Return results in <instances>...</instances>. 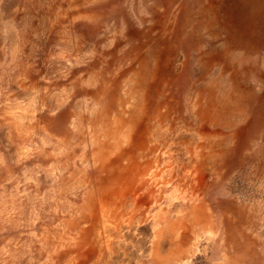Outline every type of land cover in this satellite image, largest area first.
<instances>
[{
    "label": "rangeland",
    "instance_id": "374dc122",
    "mask_svg": "<svg viewBox=\"0 0 264 264\" xmlns=\"http://www.w3.org/2000/svg\"><path fill=\"white\" fill-rule=\"evenodd\" d=\"M248 1L0 0V264H150L172 238L151 210L189 178L213 230L178 263L264 264V0ZM215 70L208 122L196 87ZM204 127L221 135L202 168L173 144L170 172L162 135Z\"/></svg>",
    "mask_w": 264,
    "mask_h": 264
},
{
    "label": "bare ground",
    "instance_id": "6f19581e",
    "mask_svg": "<svg viewBox=\"0 0 264 264\" xmlns=\"http://www.w3.org/2000/svg\"><path fill=\"white\" fill-rule=\"evenodd\" d=\"M248 1V0H247ZM253 1V0H250ZM250 1H248L250 3ZM257 1V0H256ZM260 1V0H259ZM262 1V0H261ZM255 2V1H254ZM253 2V3H254ZM257 3V2H256ZM262 3V2H261ZM261 3H257V4H261ZM256 4V5H257ZM252 8V4L250 5ZM258 6V5H257ZM74 7V6H73ZM256 7V6H255ZM254 7V8H255ZM250 8V9H251ZM247 12H248V8ZM245 10V9H243ZM252 10V9H251ZM263 10V9H262ZM255 11V10H252ZM251 12V11H249ZM252 13V12H251ZM250 14V13H247ZM252 15V14H251ZM71 16V15H70ZM247 16V15H246ZM245 16V17H246ZM73 20V19H72ZM250 21V20H249ZM253 21V20H252ZM258 21V19H257ZM12 35V34H11ZM13 37V36H12ZM75 38V37H74ZM76 39V38H75ZM73 41V39H72ZM23 42V41H22ZM256 44V43H255ZM11 49V48H10ZM80 52V51H79ZM225 54V53H224ZM90 56V55H89ZM223 56V54H222ZM237 57V56H236ZM206 58V57H205ZM225 58V57H224ZM223 58V59H224ZM220 60V58H218ZM222 59V60H223ZM263 60V59H262ZM207 61V60H205ZM211 61V60H210ZM225 61V60H224ZM212 62V61H211ZM227 62H229L227 60ZM169 64V63H168ZM166 64V65H168ZM221 64V63H220ZM227 64V63H226ZM203 65V64H202ZM215 66V65H214ZM229 66V64H228ZM204 67V66H203ZM223 69V68H222ZM205 70V69H204ZM226 70V69H225ZM140 71V70H139ZM136 72V71H135ZM141 73V72H140ZM146 73V72H145ZM174 73V72H173ZM225 73V72H224ZM233 73H235L233 71ZM222 72L220 70H215L213 72H211L208 77L205 79V81L202 83L204 84L203 86H197L196 89L198 90L199 93H203L204 100H206L205 103H201L198 105V107L201 109V111L203 110V121H215V118L217 121H222V114L225 113L220 107H222L223 103L222 99L218 96V94L215 93V84L214 81L217 79L218 77L221 76ZM229 74V73H228ZM197 76L199 77L200 74H197ZM232 76V75H230ZM229 76V77H230ZM237 78V77H234ZM231 77V79H234ZM224 80V79H223ZM236 80V79H235ZM24 81V80H23ZM220 81V79L218 80ZM195 82V80H194ZM230 82V81H229ZM133 83V82H132ZM136 83V82H135ZM201 83V82H200ZM221 83V81H220ZM231 83V82H230ZM228 84V82H227ZM234 84V83H233ZM90 85V84H89ZM224 85V84H223ZM226 86V84H225ZM239 86V85H238ZM222 87V86H221ZM244 87V86H243ZM246 87V86H245ZM227 89V88H226ZM192 90V89H191ZM225 90V89H224ZM194 91V90H193ZM232 91V90H231ZM228 93V92H227ZM243 93H247L244 98L248 99L251 95L253 96V93H251V90H242L241 94ZM131 94V93H130ZM196 94V93H195ZM221 95V94H220ZM224 95V94H222ZM189 97V96H188ZM195 97V96H194ZM203 98V96L201 97ZM200 98V99H201ZM228 98V97H227ZM243 99V98H242ZM31 100V99H30ZM231 100V99H230ZM29 101V100H28ZM202 101V100H201ZM224 101V100H223ZM229 101V99H228ZM238 101V100H237ZM79 102V101H78ZM84 102V101H83ZM230 102V101H229ZM188 103V102H187ZM191 103V102H190ZM189 103V104H190ZM199 103V102H198ZM226 104V103H225ZM36 106V105H35ZM225 106V105H224ZM235 106V105H234ZM233 106V107H234ZM231 106V108H233ZM75 108V107H74ZM78 108V107H77ZM240 112V111H239ZM237 113V112H236ZM233 115V114H232ZM188 116V115H187ZM235 116V114H234ZM225 117V116H224ZM234 118V117H233ZM232 118V120H233ZM237 119V118H235ZM125 120V119H124ZM131 120V119H129ZM225 120V119H224ZM202 121V122H203ZM128 122V121H127ZM130 122V121H129ZM207 122V123H208ZM228 123V122H227ZM226 123V126H227ZM114 124V123H113ZM181 124V123H180ZM206 124V123H205ZM192 126V125H191ZM204 126V124H203ZM209 126V125H208ZM114 127V126H113ZM210 127V126H209ZM146 128V137L148 139L154 137L155 135L153 134V130L154 128L152 127L151 124H149V122L147 123V125H145ZM183 128V127H182ZM145 132V130H144ZM18 133V132H17ZM143 133V132H142ZM118 135V134H117ZM143 135V134H142ZM221 135L219 131H212L210 130L208 127H204L201 129H196V132L194 130H190L189 132H180L178 134H172V133H168L167 135H162L163 138L170 139L169 140V145L162 147V154H167V158L163 161L164 164H175V166H172V170L170 172H174L176 170H178V168H181L184 163L182 161H179L178 159H174L173 156V144H177V148L181 151H183V153L187 154L190 157H196L195 159L200 162V167L199 169L202 168L201 163L205 160V158L209 155V150L212 146V139L215 140V136ZM145 136V135H144ZM143 138V137H142ZM141 138V139H142ZM218 138V137H216ZM162 142V141H161ZM167 143V141H166ZM212 143V144H211ZM156 144V143H155ZM161 144V143H160ZM210 146H209V145ZM145 145V144H144ZM208 145V146H207ZM214 145V144H213ZM63 149V148H62ZM159 149V148H158ZM154 150V149H153ZM178 150V151H179ZM159 151V150H158ZM211 151V150H210ZM178 153V152H177ZM176 154V152H175ZM198 163V162H197ZM194 165V164H193ZM164 166V165H163ZM168 166V165H167ZM170 166V167H171ZM186 166V165H185ZM187 168V167H186ZM185 168V169H186ZM180 171V170H179ZM163 172V171H162ZM165 172V171H164ZM169 172V171H168ZM185 172V171H184ZM161 173V172H160ZM175 173V172H174ZM167 174V173H165ZM189 176V175H188ZM187 177V176H186ZM195 177V176H194ZM162 178V177H161ZM188 179V178H187ZM186 179V180H187ZM184 181V180H183ZM177 182V181H176ZM192 183V179L189 178V180L185 183V187L189 188V195L183 196L182 199H180L179 201H177V203L175 205H173V207H170L171 209L168 210H161L160 208H153L152 211V231L153 234L155 235V233H159L157 230L160 227L161 223L164 224V226L166 225L167 227L171 228L170 232L172 234V238L170 243L164 241V239H162L159 242V245L153 250L152 245L150 246L148 255H149V260L152 262L150 264H179L178 262L181 261V259L183 260V254L185 252V246H186V242L187 240L190 238V236L192 235L194 237V239L196 238V236L198 235V233L201 234H205L206 239L210 238V234L212 233L213 230V226H210V221H207V211L205 210V214H204V207L201 206V203H199L198 201H193V189L191 186ZM187 184V186H186ZM161 186V185H159ZM179 186V185H178ZM157 189V188H156ZM158 190V189H157ZM153 191V190H152ZM192 192V193H191ZM185 194V193H184ZM186 194H188V192L186 191ZM170 195V194H169ZM179 199V197H178ZM148 201V200H147ZM152 207V206H151ZM120 210V209H119ZM113 211V210H112ZM111 211V212H112ZM118 211V209H117ZM126 211V210H125ZM162 211V212H161ZM116 212V211H115ZM113 212V213H115ZM138 212V211H137ZM177 212V213H176ZM136 214V212H135ZM125 215V214H124ZM176 215V216H175ZM112 216V215H111ZM131 216V215H130ZM206 217V218H205ZM114 219V217H113ZM114 221V220H113ZM130 221V220H129ZM124 222V221H123ZM122 222V224H123ZM117 223V222H116ZM119 223V222H118ZM168 224V225H167ZM120 225V224H119ZM103 226V225H102ZM116 226V225H115ZM114 226V227H115ZM116 228V227H115ZM124 228V227H123ZM114 229V228H113ZM120 230V229H119ZM108 233V232H107ZM113 234V233H112ZM124 234V233H123ZM107 235V234H106ZM107 237V236H106ZM114 237V236H113ZM123 237V236H122ZM168 237V236H167ZM108 238V237H107ZM110 238V237H109ZM117 238V237H114ZM127 238V237H126ZM104 239V238H103ZM121 239V238H119ZM104 241H106V238L104 239ZM111 241V240H110ZM108 242V241H107ZM106 242V243H107ZM204 243V242H203ZM110 244V243H109ZM118 244V243H117ZM120 244V243H119ZM125 244V243H123ZM121 244V247H124V245ZM152 244V243H151ZM195 244V241L193 240V243L190 245L191 247ZM127 245V244H126ZM196 245V244H195ZM113 246V245H112ZM110 249V248H109ZM193 249V248H192ZM120 250V249H118ZM116 250V251H118ZM112 251V250H110ZM188 253H190L189 248L187 249ZM186 251V252H187ZM127 254V253H126ZM125 253L123 255H121L120 259H116L121 261V264H126L127 260L129 259V256H127ZM187 254V253H186ZM129 255V254H128ZM193 254L190 253V256H192ZM119 257V256H117ZM135 258V257H134ZM188 258V257H186ZM136 259V258H135ZM134 259V260H135ZM192 259V258H191ZM132 260V259H131ZM189 261V260H188ZM186 261L184 264H189L191 262ZM131 262V261H130ZM136 262V261H135ZM133 263V262H132ZM134 264V263H133ZM138 264V263H137Z\"/></svg>",
    "mask_w": 264,
    "mask_h": 264
}]
</instances>
